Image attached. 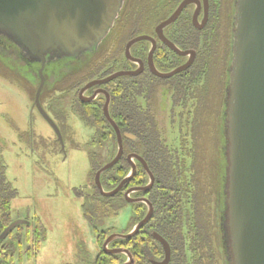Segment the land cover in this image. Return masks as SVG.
Returning <instances> with one entry per match:
<instances>
[{
    "label": "rangeland",
    "instance_id": "obj_1",
    "mask_svg": "<svg viewBox=\"0 0 264 264\" xmlns=\"http://www.w3.org/2000/svg\"><path fill=\"white\" fill-rule=\"evenodd\" d=\"M123 17L124 13L115 19L96 49L77 57H64L69 60L62 68L45 70L42 104L62 132L64 151L54 129L34 107L40 84L39 63L32 61L22 50L13 48L6 36L0 34V61L4 68L7 66L13 70L12 75L0 70V161L5 168L6 180L17 191L12 200V215L25 219L37 216L46 231V239L36 258L25 256L22 261L17 259L13 264H92L99 251L96 233L85 216L83 205L85 196L94 193L97 169L114 158L117 148L111 140L92 145L96 129L88 125L78 109V92L84 84L72 92L54 90V85L65 75L90 62L93 70L90 74L100 73L93 79L126 70L125 45L141 32L136 31L134 22H127V32L114 39L112 35L118 29L117 25L123 23ZM99 57L101 59L97 60ZM212 74L213 71L207 81L205 103L200 106L201 114L192 101L186 105L183 102L174 103L171 90L160 85L154 88L153 97L150 90H143V95L136 99L142 106L141 118L145 117L146 121L150 118L157 123L159 141L172 159L177 186L185 189L191 181L193 167L201 151L206 153L205 163L219 172L218 190L208 198L210 207L207 210L210 208L211 212L204 213V216L210 217L204 220L206 232L200 247L189 232L190 225L194 223L193 214L188 210L191 209V202H184L189 204L185 207L182 228L188 264H231L232 258L229 232L228 246L225 247L221 229V215L225 214V222H228L226 189L229 162L227 120L222 123L218 119L221 114L224 117L226 108L220 106L218 86L214 82V79L219 80V76L215 71V78ZM161 145L157 154L162 152ZM88 152L92 154L93 167ZM169 183L175 186L174 182ZM134 205L127 202L117 216L105 218L99 223L98 230L109 235L124 233L138 220L137 206ZM201 223L203 226V221ZM209 234L213 237L212 244L208 242Z\"/></svg>",
    "mask_w": 264,
    "mask_h": 264
},
{
    "label": "water",
    "instance_id": "obj_2",
    "mask_svg": "<svg viewBox=\"0 0 264 264\" xmlns=\"http://www.w3.org/2000/svg\"><path fill=\"white\" fill-rule=\"evenodd\" d=\"M188 1L182 3L175 13L158 27L163 43L181 54L182 52L163 35L162 30L171 24ZM122 0H0V34L5 35L25 52L32 61L40 64L34 107L54 129L62 150H65L62 132L55 120L45 110L41 93L46 83L44 74L47 63L64 57H77L96 49L112 28L121 9ZM150 41L148 53L150 70L161 77L173 73H159L153 64L155 41L147 35L136 36L125 45V57L138 63L136 70H119L105 77L92 79L79 90L83 102L95 100L99 94L105 97L103 114L113 128L117 140L114 158L101 166L94 183L103 197H113L137 172L136 161L145 168L149 181L143 187L126 191L128 203H146L148 212L128 233H113L107 236L102 251L106 254L122 253L127 256L120 264H134L129 250L111 248L115 240H129L152 217L153 206L148 199L131 196L136 191H148L154 184V175L145 159L135 153L128 156L131 169L127 176L113 190L107 191L101 182V175L113 168L124 151L123 134L110 114L111 96L99 88L92 96L85 93L106 85L119 77L139 74L142 62L131 54L134 44ZM190 63L174 71L185 70ZM230 84L227 98V156H228V230L232 258L231 264H264V0H237L235 10L233 59L230 69ZM134 138L131 134H125ZM27 219L14 220L0 237L4 239L17 226L28 224ZM156 239L164 246L165 259L154 264H168L171 257L169 243L159 234Z\"/></svg>",
    "mask_w": 264,
    "mask_h": 264
},
{
    "label": "trees",
    "instance_id": "obj_3",
    "mask_svg": "<svg viewBox=\"0 0 264 264\" xmlns=\"http://www.w3.org/2000/svg\"><path fill=\"white\" fill-rule=\"evenodd\" d=\"M132 15L133 14H129V17L125 16V18H123L124 24L117 25L118 29H115V34L112 35L114 36V39H117L118 36L127 32L129 27L125 23L131 21L134 22L131 19ZM135 28L136 31L143 29V27L140 26ZM5 38L13 48L18 49L21 52V49L18 48L15 43L7 37ZM140 44L147 43L142 42L134 44L132 49L133 56H136L134 49L136 48V50H138L141 46ZM147 50V46L144 47L145 55ZM101 57L97 60L101 59ZM69 58H61L49 62L47 63L45 70L52 67L62 68V66L68 62ZM90 63L65 75L60 81L56 82L54 90L72 92L75 91L76 88H79L78 86H83L82 84L85 85L92 80L94 75L99 76L100 73L90 74L93 71ZM99 63L101 64L102 62ZM134 66V63L127 60L124 69L131 70ZM4 67L3 63L0 61V70L7 71V73L12 75L13 70L7 66V69ZM149 76V73L141 76L145 87L151 82ZM138 81V77H119L109 82L104 87L111 96L110 114L124 135L123 146L125 155L128 153H138L142 155L148 161L149 166L153 169L152 171L155 174V187L153 190L146 193V196L153 202L154 215L148 224L141 229L143 231L142 235L144 236L145 243H147L148 241L152 242L153 237L150 234L151 232L158 233L173 246L171 247L172 258L169 264H188L186 255L184 254V247L180 248V245L184 244L186 240L184 233H182V228L184 212L186 211L185 207L189 204L184 202H191V209L188 210L193 214L194 219H192V222L194 223L190 225V231H188L193 234V237L197 240L199 245L201 244V238L205 236L203 233L206 232L204 220L210 217L204 216V213L211 212L210 208L207 210L208 206L210 207V201H208V198L218 190L219 172L218 170L216 172L215 167L214 169H211L209 163H205L204 160L206 158V153L205 151H201L193 167L194 174L190 178L191 181L187 183L186 188L182 189L175 184V181H177L176 176H174L175 168L172 159L166 154V149H163L164 145L162 147L161 142L159 141L160 133L157 128V123L151 121L150 118L148 121L145 120V117L142 119L141 114H143V111L141 113L138 112V110L141 111L142 109L137 106L138 104L135 101L136 96L134 91ZM214 82H216V80ZM129 92H132V94ZM41 94L43 95L44 93ZM41 98L42 97H40V99ZM77 101L78 109L85 120L89 123L88 125L96 129L95 134L97 137H95L94 134L92 145L111 140L117 148L115 131L106 121L103 114L105 97L99 96L89 103H84L80 100ZM198 110L199 114H201V108H198ZM125 134H131L135 139L126 137ZM21 137L23 139L25 138L24 135ZM160 145L163 153L161 152L160 154H157L156 152H159ZM89 160L91 167H93L92 154H89ZM129 171L130 165L124 156V158L113 168L101 175V182L104 189L110 191L116 188L123 178L127 176ZM169 181L174 182L175 186L172 183L170 184ZM147 183L148 176L141 168V170L127 182L122 191L115 196L103 197L95 185L94 193L85 196V203L83 205L85 216L96 233L99 246L98 254L95 256L92 264H120L126 261L127 256L125 254H106L102 251V245L109 234H107L106 231L98 230V224L105 218L117 216L119 211L125 207L127 202L125 201L123 192H125L126 189L129 187L145 185ZM16 196L17 191L6 180L5 168L0 161V237L14 221L12 217V200ZM134 206L136 207L137 205L135 204ZM141 207L146 208L145 205H141ZM137 212V214H139L138 210ZM140 215L143 216V212L139 214V217H141ZM139 217H137V222L140 220ZM27 220L29 221L28 224L17 226L4 239L0 238V264H13L17 259L22 261L25 256L28 259L36 258L40 252L42 244L46 239V231L43 223L37 216L28 218ZM201 221H203V226ZM133 227L134 224L124 231V233H128ZM137 237L138 236L136 235L129 240H115L110 244V247L129 250L134 258V264H139L140 262H142V264H151L148 259L151 256L160 259L159 257L163 255L161 247H137ZM188 237L189 234L187 235V238ZM212 241L213 237L209 234V244H212ZM155 243L158 244L157 241H155ZM214 254L215 256L217 255L216 252H214ZM139 255H142V257H139Z\"/></svg>",
    "mask_w": 264,
    "mask_h": 264
},
{
    "label": "flooded vegetation",
    "instance_id": "obj_4",
    "mask_svg": "<svg viewBox=\"0 0 264 264\" xmlns=\"http://www.w3.org/2000/svg\"><path fill=\"white\" fill-rule=\"evenodd\" d=\"M185 1L188 2L184 5L175 20L171 24L165 26L162 30L163 35L169 40V42L175 45L182 52H186V54H181L162 42L158 33V27L167 19H169L175 13L178 7ZM236 1L237 0H122L121 9L117 17L119 18L123 13V18H125V16L129 17V14H133L131 19L134 21V24L138 27H143V29L140 30L141 33L137 36H150L156 43L155 51L153 54V64L156 70L162 74L173 73L168 77H161L153 73L148 66V53L150 48L152 47V43L150 41L138 42H145L147 44H140L141 46L137 50L136 56H134L142 62L141 72L133 76L139 78V81L136 83L135 87V101L138 97H141L143 95L145 90L148 92L150 90L151 96L153 97L152 92L154 91V88L156 87V85H160L162 87H165L166 90H171L174 103L179 104L183 102L186 105L188 102L192 101L196 108H200V106H203V104L205 103V90H207L206 88L208 84L207 81H209L210 77L209 75L213 71L212 75L214 77L215 71V73L219 76L218 81L214 79L217 82L218 95H220L219 103L221 107H225L227 109L228 88L230 84L231 74L230 69L233 59ZM146 46L148 50L145 55L144 47ZM188 63H190V65L185 70L174 73L175 70ZM134 65V69L131 70H136L139 68L138 63H134ZM147 73L150 74L149 78L151 82L145 87L141 76L145 74L147 75ZM104 86L105 85L94 87L88 90L85 95L92 96L99 88L107 91ZM99 96L104 95L99 94L97 97ZM137 106L142 108L140 104H138ZM138 112L141 113L142 109L141 111L138 110ZM223 116L224 117H222V114L220 115L218 119L219 122L223 123L224 120H227L226 110L225 112H223ZM130 154L132 153H128L125 155V152L123 151V155L120 161L125 156V159L129 163L128 156ZM224 155L226 156L225 147ZM145 161L148 164V161L146 159ZM136 165L137 172L142 168L147 174L144 166L139 161H136ZM149 169L153 173L155 179V174L152 171L153 169H151L150 166ZM155 181L156 179L154 180V184L150 190L136 191L131 193V196L134 198L148 199L151 202L153 206L152 217L154 215V205L151 199L146 196V193L153 190V188L155 187ZM145 185L135 187H143ZM131 188L133 187H129L125 190V192H123L124 198L126 191ZM134 204L137 205L139 214L143 212V216L140 215L141 217H139V221H141L148 212V206L143 202H137ZM141 205H145L146 208H142ZM221 219V229L224 232L223 244L225 247H227V232H229V230L228 222H225V214L221 215ZM148 222L145 225H147ZM144 226H142L136 234L138 236L137 247H161L163 250V255L159 257L160 259L153 258L152 256L148 259L151 264L164 261V246L155 237V235L158 233L151 232L150 234L153 237L152 242H149L147 240L148 242L145 243L144 236L142 235L143 231L141 230ZM155 241H157L158 244H156ZM170 247L173 246L170 245ZM181 247H185V245L182 244ZM140 256L142 257V255H139V257ZM171 258L172 248L171 257L168 264L170 263ZM139 264H142V262H140Z\"/></svg>",
    "mask_w": 264,
    "mask_h": 264
},
{
    "label": "crops",
    "instance_id": "obj_5",
    "mask_svg": "<svg viewBox=\"0 0 264 264\" xmlns=\"http://www.w3.org/2000/svg\"><path fill=\"white\" fill-rule=\"evenodd\" d=\"M89 156V155H88ZM90 161V160H89ZM91 170V169H90ZM12 217H13V215H12ZM13 219L14 220H17V219H25V218H23V217H21L20 215L19 216H16V217H13ZM26 219H28V218H26ZM43 245V244H42ZM98 254V253H97Z\"/></svg>",
    "mask_w": 264,
    "mask_h": 264
}]
</instances>
